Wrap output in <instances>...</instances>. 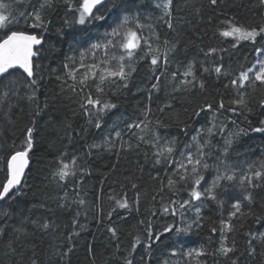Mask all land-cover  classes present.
Listing matches in <instances>:
<instances>
[{"label":"trees","instance_id":"16d2710c","mask_svg":"<svg viewBox=\"0 0 264 264\" xmlns=\"http://www.w3.org/2000/svg\"><path fill=\"white\" fill-rule=\"evenodd\" d=\"M0 2L9 5L7 12L18 21L13 30L44 36L42 55L34 59L38 65L35 70L42 77L35 98L29 99L31 90L21 88L18 95L0 100V185L5 182V161L13 145L19 146L26 129L33 128L30 167L22 187L18 194L10 193L0 200V212L7 213L0 216V264H126L127 260L132 264H264V240L252 238L264 233V181L255 188L238 181H221L215 190L216 200L194 202L200 206L199 214L195 206L186 207L183 215L179 211L166 214L164 206L189 199V189L184 183L169 189L168 179H176L171 176L172 169L155 163L154 149L145 142L152 140L153 134H159L162 141L175 137L178 155L186 144H192L191 137L198 129L209 126L213 111L223 101L224 108L215 122L217 127L221 123L225 126L205 148L209 165L223 158L229 138L233 144L227 161L236 167L238 176L247 174L251 162L264 160V133L253 131L264 120V85H246L241 90L246 93V106L241 107L232 103L237 99V89L230 83L239 71L255 64L256 49L264 47V39L236 43L220 35L225 21L246 27L264 25V0H217L215 5L210 0H173L171 17L156 6L163 0H108L109 7L112 3L117 7L104 20L89 18L83 25L76 22V9L82 0H72L71 8L65 0H50L51 6L43 9L40 5L44 0ZM126 4L131 5L130 10L120 11ZM34 10L44 18V28L29 27L32 20L22 15ZM126 14L139 16L146 26L143 34L151 35L154 46L158 36L161 51L171 50L169 64L167 68L152 66L150 58L140 59L138 53L126 88L119 82L103 86L101 99L116 107L103 115L101 127L96 128L95 118L90 122L89 111L81 105L89 90L93 96L100 94L91 82L84 93L79 86L73 91L74 81L67 77L64 65L71 67L70 57L79 59L82 50L111 31L116 16L122 19ZM169 19L172 28L166 23ZM3 36L0 30V39ZM210 48L217 51L206 55ZM193 62L204 87L197 83L190 90H177L181 73ZM220 64L229 75L217 76L211 71ZM205 67L210 71L204 72ZM173 72L177 73L176 80L172 79ZM157 78L158 90L152 87ZM204 104H211L213 111L196 116L194 110ZM232 107L238 109L236 115L229 111ZM147 108L151 111L145 118ZM133 122L143 123L141 128L130 130L127 126ZM117 131L121 133L119 139ZM237 132L239 135L233 137ZM140 136L144 141L138 139ZM105 140L111 143L105 144ZM94 144L100 146L90 148ZM72 158H76L75 175L62 181L56 175L60 161L69 163ZM216 174L212 167L204 172L201 187H207ZM249 191L251 201L244 199ZM125 197L129 207L121 208L117 201ZM237 199L244 215L231 217ZM46 223L47 229L42 227ZM224 223L234 225L232 232L225 233L229 246L235 242L234 251L227 256L218 251ZM149 224L153 235H160L158 241L147 239ZM173 225L172 231L165 232ZM189 225L190 231H177ZM110 228L116 230L115 236ZM137 237L140 243L133 251ZM190 249H203L206 254L188 257Z\"/></svg>","mask_w":264,"mask_h":264},{"label":"snow or ice","instance_id":"6c2138e0","mask_svg":"<svg viewBox=\"0 0 264 264\" xmlns=\"http://www.w3.org/2000/svg\"><path fill=\"white\" fill-rule=\"evenodd\" d=\"M65 2L69 5V8L73 6L72 0H65ZM172 2L173 0H163L162 3L156 6L163 10L165 16L171 17ZM210 2L212 5H215L217 0H210ZM46 6H51L50 0H44L40 8L43 9ZM97 6H102L103 11L101 7ZM8 7L9 5L0 2V30L4 31V36L0 39V100L7 99L10 95H18L21 88L31 90V95H29L28 98L34 99L39 80L42 79L35 70L38 65L34 64V58L39 59L42 55L41 48L37 46H42L44 44V36L18 29L13 30L12 26L18 23V21L10 12H7ZM116 7L117 5L115 3H112L109 7L108 0H82V3H80L76 9L79 13L76 22L83 25L89 18L93 20H104L106 14L112 12ZM130 7V4H126L119 10L127 12L130 10ZM22 15L32 20L29 27L44 28L45 20L39 11L34 10L33 12L23 13ZM132 23L135 24L134 27L130 26ZM166 23L169 28H172L170 19L166 21ZM224 24V30L220 32V35L225 38L230 37L236 43L241 41H251L255 43L257 37L264 39V25L246 27L243 24L234 23L232 21H225ZM145 27L146 26L140 22L138 15L126 14L122 19L116 16L115 26L111 27V31L104 33L103 40H97L91 43L87 49L82 50L79 54V59L70 57L71 67H69L67 63L64 65L65 69H67V77L74 81V84L71 86L73 91H76L77 86H79V91L84 93L85 88H87L89 82H91L95 87V91L100 94L93 96L91 90H89L87 94L83 96L84 103L81 105L82 108L89 111L90 122H92L93 117L95 118L94 126L96 128L101 127L103 115L116 107V105L110 101L101 99V95L104 93L103 86L106 83L116 84L119 82L122 87L126 88L132 72L135 71L134 64L137 62L138 53H140V59L150 58L152 66L160 64L167 68L169 64V51L171 50L161 51L158 36L155 37L154 46L151 35L145 36L143 34ZM148 27L150 28L151 26L149 25ZM164 44L167 45L168 41L165 40ZM113 49L117 51H113ZM216 51L217 49L210 48L206 55L215 53ZM97 52H101L102 55L97 56ZM256 53L257 59L255 64L247 69L239 71L230 81L231 85L237 89V99L232 101V103L237 106H246L244 98L246 93L241 91L245 89L246 85L255 86L257 82L264 85V59L260 58L264 56V47L257 48ZM203 71L209 72L210 69L205 67ZM211 71H214L217 76L229 75V72L224 69L222 64L215 66ZM77 73H79V79H77ZM171 76L173 80H176L177 73L173 72ZM197 83H199L201 89L204 87L203 82L198 81L196 76L195 63H189L186 69L181 73V78L177 82V90L180 88L190 90L191 88H195ZM158 85L159 78H157V83L153 84V89L158 90ZM165 107H167V105H165ZM223 108L224 104L223 101H221L215 111H213V106L211 104H204L194 110L196 116H200V114L205 111H213V118L209 121V126L207 128L202 127L197 130L196 134L191 137L192 144H186L178 155L176 154V145L178 141L175 137L171 139L165 138L162 141L159 134H153L152 140L145 141L154 149L153 156L155 157V163H163L166 168L172 169L171 176H175L176 179H168L167 186L169 189H172L176 184L180 183H184L189 189V199L181 202L170 201L169 205L164 206V213L176 215L179 211L180 215H183V210L186 207L195 206V211L199 214L200 206L195 205L194 202L201 201L202 198L216 200L217 196L215 190L221 187V181H238L241 185L247 184L251 188L259 187L260 182L264 181V160L251 162L245 170L247 174L237 175L236 167L227 161V153L233 144V139L231 138L225 141L223 158H218L216 164L209 165L207 160L209 153L205 151V148L211 143V138L214 135L223 131L225 125L221 123L220 126L217 127L215 122L219 111ZM150 111V108L145 110V118H147ZM160 111H163V108H161ZM229 111L233 115L238 113L236 107L229 108ZM232 122L235 123V121ZM141 123L133 122L128 124L127 127L130 130L141 128ZM260 124L261 127L254 128L253 131L264 133V120H261ZM144 126L146 127L147 125L145 124ZM237 135H239V132L232 134L233 137ZM116 137L118 139L121 137L119 131L116 132ZM138 139L144 141L143 136L138 137ZM104 143L110 144L111 142L105 140ZM99 146L100 145L94 144L91 145L90 148ZM123 146L122 144V147ZM127 146L129 148L132 147L130 143H128ZM193 146H195L194 151ZM32 148L33 128H27L24 141L19 146L13 145V151L5 161V182L0 185V200L8 197L10 193H13V195L19 193L22 187L25 169L29 163V152ZM75 166L76 158L70 159L69 163H64L63 159H61L60 167L56 175L62 181L70 175L74 176L75 171L73 169ZM210 167L215 168L217 174L207 187L202 188L201 182L205 179L204 172L209 170ZM165 175L169 174L166 172ZM133 187H135V185ZM244 199L247 201L252 200L250 191L245 195ZM80 203H84V201L81 200ZM117 204L121 208L129 207L126 197L122 201H117ZM232 207L234 210L230 213L231 217H236L238 214L244 215L239 199L234 202ZM4 215H7V213L0 212V216ZM110 215L111 213H109V216ZM75 223L76 221H74V224ZM141 223H143V221H141ZM42 227L47 229L49 225L46 223L42 225ZM80 227L84 228L85 226L81 225ZM173 227L174 225L165 228V232L172 231ZM190 229L191 225L184 229H178L177 231L188 232ZM233 229L234 225L232 223H224L222 225L221 243L218 249L221 255L227 256L235 249V242L233 241L231 246H229L228 236L225 234L226 232H232ZM17 231H23V229H17ZM109 231L115 236V229L110 228ZM213 231H215V229H213ZM0 235H3V228H0ZM249 235L251 236V233H249ZM70 238L71 237H69V239ZM252 238L264 240V233H260ZM147 239L149 241H158L160 239V235H153L150 224L147 231ZM138 243H140L139 237H137L135 243H133V251ZM249 243L251 244V240ZM147 246L151 247V244L149 243ZM9 247L11 248V244H9ZM13 251L15 250L13 249ZM69 251H71V249H69ZM252 251L254 252L255 249L253 248ZM205 254L203 249H190L186 253L188 257L192 258H198ZM33 264H35V262H33ZM126 264H132V261L127 260ZM233 264H235V261H233Z\"/></svg>","mask_w":264,"mask_h":264},{"label":"water","instance_id":"95a60500","mask_svg":"<svg viewBox=\"0 0 264 264\" xmlns=\"http://www.w3.org/2000/svg\"><path fill=\"white\" fill-rule=\"evenodd\" d=\"M98 7V6H97ZM37 47H41V46H37ZM35 59V58H34ZM22 71V70H21ZM29 159V158H28ZM29 167H30V159H29V163H28V166L26 167V169H25V174H24V178H23V180H22V184H23V182H24V180H25V177H26V174H27V172H28V169H29Z\"/></svg>","mask_w":264,"mask_h":264},{"label":"rangeland","instance_id":"374dc122","mask_svg":"<svg viewBox=\"0 0 264 264\" xmlns=\"http://www.w3.org/2000/svg\"><path fill=\"white\" fill-rule=\"evenodd\" d=\"M261 59H264V57H260Z\"/></svg>","mask_w":264,"mask_h":264}]
</instances>
